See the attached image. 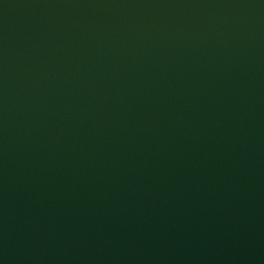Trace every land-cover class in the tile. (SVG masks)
Returning a JSON list of instances; mask_svg holds the SVG:
<instances>
[{"label": "water", "instance_id": "95a60500", "mask_svg": "<svg viewBox=\"0 0 264 264\" xmlns=\"http://www.w3.org/2000/svg\"><path fill=\"white\" fill-rule=\"evenodd\" d=\"M0 264H264V0H0Z\"/></svg>", "mask_w": 264, "mask_h": 264}]
</instances>
